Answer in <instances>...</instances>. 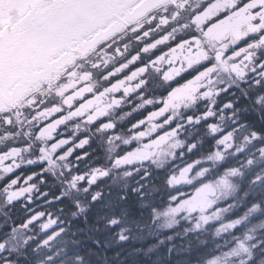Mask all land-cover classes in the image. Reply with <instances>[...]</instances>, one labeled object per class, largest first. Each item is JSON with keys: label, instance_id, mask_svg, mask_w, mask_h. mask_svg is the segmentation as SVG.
Masks as SVG:
<instances>
[{"label": "snow or ice", "instance_id": "6c2138e0", "mask_svg": "<svg viewBox=\"0 0 264 264\" xmlns=\"http://www.w3.org/2000/svg\"><path fill=\"white\" fill-rule=\"evenodd\" d=\"M187 2L188 0L179 3L178 0H24L22 5L24 11L17 25V30L22 31L28 38L40 34L42 38L55 42V46L50 49L47 57V64L53 65L54 70L48 72L31 90H26L25 94L10 106H0V127H18L23 120H27L28 124H32L39 116L44 115L45 112L51 109V114L35 125L41 133L44 131L41 125L50 126L53 121L60 125H66L69 120L84 118L85 116L86 119H81V123L89 125L98 123V131L114 130L116 125L109 118V112L113 108L118 109L124 106V100L127 97L137 94L136 98L144 101L143 104L139 105V108L153 104V101L145 98L141 91L147 87V74L149 71H155L161 75L168 84L179 83L180 80H184V87L175 91L170 89L169 93H166L167 100H156L155 103L161 107L150 111L145 118L132 126L134 128H141L146 121L151 120L153 117H166L164 123L170 124L174 120V115L169 114L170 109L173 110L175 115H179L181 109H188L197 104L198 99L210 102L204 106V111L198 116H187L189 123L194 120L199 125L201 117L207 122L215 116V112L212 110V106L215 105L214 95L219 96L221 91L229 92L233 88L235 80H238L241 84H250L253 89L264 87V0H225L227 5L225 14H227L228 9L236 10L239 13L237 18L229 22L225 32V34H231L230 46L226 43L224 45L225 51L213 55L209 46L205 44L200 52L195 53L193 58L189 59L185 56L181 64V61L177 58L176 49L180 45L196 41L201 31L208 39L219 40L221 38L219 36L213 38L211 33L208 32L211 24L209 25V21L206 22L204 18V11L208 4L202 5L199 10L192 9L187 20L181 19V14L185 10ZM208 2L212 3L213 0H208ZM180 29L187 32V36L180 33ZM0 32L5 34L2 47L6 52L9 44L15 40V32L10 31L3 24H0ZM174 33L179 35H174ZM125 34H130L135 40V50L127 43H120ZM114 45L115 54L122 58V63L110 67L109 61H105L103 68L99 63L91 65L93 69H99L102 81L107 82L103 88H97L88 83L93 80L94 72L84 71L78 75L75 69L77 65L83 67L81 61L86 60L92 53H108V50L113 49ZM121 47L124 49L123 51H121ZM222 57L226 58L222 59ZM173 61L181 64V66L172 67ZM162 64L168 67H161ZM217 65H219V68H217ZM105 69L108 70L105 71ZM42 70L46 71L47 65ZM221 73L227 76L229 80H233V83L222 89L209 87V85H214L217 82V78ZM121 74L123 75L121 76ZM134 81L135 83H133ZM203 81H206V83ZM219 83L223 85L224 80L220 79ZM41 90L51 92L58 99L49 102L48 100L37 99L35 96L30 98L31 92L34 91H40L41 96H43ZM106 96L112 102L97 107L93 112V104L100 97ZM242 98L248 99L247 92L244 93ZM237 103H239V100H237ZM255 103L257 105L264 103V93L256 96ZM41 105L43 106L42 110L39 108ZM223 107L233 109V115L230 119H232L234 128L227 133L224 139L218 140V144L222 145L225 144L226 140L233 138V131L238 132L241 128H248V122L239 117L240 110L235 109L232 103H228ZM25 108L28 109V112H25ZM65 109L68 110L66 117L64 115ZM221 111H223V108ZM244 111L247 112V109L245 108ZM28 113H31V115H28ZM259 118L264 121V116ZM220 120H224L223 115L220 116ZM77 126L79 127V125ZM157 127V125H153L151 132H155ZM159 127L162 128L163 124ZM179 127L180 125L177 124L176 128ZM207 127L212 134L222 131L216 124L209 123ZM52 131L55 132L56 129L53 128ZM151 132L145 133L142 131L140 136L147 137L151 135ZM173 134L175 135V133ZM25 135H30V132L25 133ZM45 138L52 140V133L49 132L46 137L36 136L38 140ZM115 139L119 140L120 137L116 135ZM132 139L136 140L139 137L134 136ZM262 139H264V135L255 128L249 129V134L244 137L245 142L249 145ZM70 142V140H63L61 144L66 145ZM109 142H112V137L109 138ZM87 143L88 138H84L76 147H83ZM123 143L129 145L131 141L126 139ZM182 146L183 142L180 140L170 145L172 148ZM231 147V144L226 145V149ZM57 148L58 146L53 144L52 153H45L49 165L56 162L52 158V154L57 152ZM25 150L27 151V148ZM257 150L261 158H264V147H258ZM7 151H11V149L0 147V156H3ZM39 151L44 152L45 150L40 148ZM72 151L73 149H68L63 156L58 158L61 160L66 159ZM189 151H191V148H189ZM237 151L242 152L243 149ZM160 155L174 156V153L165 150ZM131 156L132 153L129 152L124 158H118L116 164L133 163ZM223 158L219 151L214 156L209 157L210 160H222ZM136 159L148 161L150 157H136ZM158 159L159 157L151 160V162L155 164ZM29 162L31 163V161ZM5 163H11V161ZM196 163L200 162L197 161ZM253 163L252 159L247 160L248 165ZM16 167H19V164ZM64 167L71 171L67 164ZM188 167L191 168L192 165ZM0 170L5 175L11 171L7 167ZM186 171L181 172L179 179L171 177L169 183H181ZM94 173L100 176L107 175L106 171H101L98 168L94 169ZM237 174H239L238 169H232L227 173V175L233 176ZM198 175L203 177L204 173L200 172ZM0 179H3V177H0ZM77 179L83 181L84 176H73L70 185L72 188L76 187L75 182ZM261 179H264V177L257 176L253 183ZM95 181L96 175H93L88 183L92 184ZM10 183L15 185L17 180L12 179ZM186 183L192 184V181L187 180ZM218 184L225 189L231 187L223 179ZM205 188L212 191L210 185H205ZM87 190L85 188V191ZM197 195L199 196V193ZM97 196H99V193H97ZM93 199L95 200L96 197H93ZM173 199L175 200L176 197H173ZM185 203L187 202H180L164 213L165 216H171V219L167 221L168 227L176 223L175 217L185 210ZM214 203V200L209 201L205 196L203 199L194 200L189 204L187 211L191 214L199 208L203 212L205 208L212 207ZM257 210L258 205H253L248 210L245 219ZM214 218L218 219L219 215L213 213V216H201V220L205 224ZM110 223L115 226L118 220L112 219ZM240 223L241 221L238 219L217 229V235L223 232L225 227L233 228ZM196 227L199 228L201 225L197 224ZM120 238L123 240L126 237L121 234ZM248 239H251V237H248ZM4 247L5 241L0 240V251H3ZM253 247L258 246L254 245ZM243 254H247L246 259L241 258ZM0 259H3V257H0ZM254 261L255 257L252 252L245 247L243 242H239L237 246L230 248L228 251L210 258L208 264H229V262L231 264H253Z\"/></svg>", "mask_w": 264, "mask_h": 264}, {"label": "rangeland", "instance_id": "374dc122", "mask_svg": "<svg viewBox=\"0 0 264 264\" xmlns=\"http://www.w3.org/2000/svg\"><path fill=\"white\" fill-rule=\"evenodd\" d=\"M180 33L187 34L183 29L179 30ZM178 34V33H174ZM2 41H0V106H4L5 101L14 103L17 101L22 95L25 94L26 90L32 89L33 86L38 82L41 81L48 72H51L54 70L53 65L47 64V57L49 54V51L51 48L55 46V42L50 39H44L40 36V34H36L31 36L30 38L26 37L25 34L22 31H18L15 33V40L11 42L7 48V51L5 52L4 48L2 47ZM15 50V51H14ZM15 59V60H14ZM86 61V60H83ZM47 65V70L43 71L42 68H44ZM114 66V65H112ZM111 66V67H112ZM85 67V66H84ZM103 68V66H101ZM85 71H89L87 68H85ZM94 72V78L97 80V82L100 84V88H103L104 85L107 82L102 81L101 79V73L99 69L92 70ZM155 72H152L151 75L147 74L148 79V85L146 89L151 87L152 89L157 86L159 83V78H157ZM162 82V79H160ZM91 84H93L92 80L90 81ZM45 91V90H41ZM47 91V90H46ZM158 91V90H157ZM244 95L245 92L248 94V99H243V95L238 96L237 100H239V103L235 99H233L234 104L237 106L239 104V113L244 112L243 114H248V112H245L244 109L246 108H253L252 104L254 106H259L261 108L264 107V103L257 105L255 103V98L257 95L264 93V87L255 88L253 89L251 85L249 84L241 91ZM37 91L31 92V95H37ZM50 94V93H49ZM49 94L44 97L48 98L50 97V100L53 99L51 94ZM55 97V96H54ZM198 101V100H197ZM213 107V106H212ZM203 109V105L199 106L198 102L195 105H192L188 109H184L182 114H184V117L179 113V115L174 114V120L171 123V129L167 131V140L163 141L158 145V147L155 149L154 153L152 154L153 159H159L157 160L156 166H159L157 169H165L173 170L176 175L181 173V169L185 165V162H189L187 166L192 165L191 168L187 169L186 172L193 171L197 178L195 181L198 188L197 190L200 192V197L197 199H194L189 196L188 192L192 191V189H189L187 193H184V195H187L186 197H183L185 200H180V202H187L185 203V210H187V207L189 204H191L194 200H201L205 196L207 197V200L212 201L214 200L215 203L210 208H205L203 212L197 208L195 212H199V214H204L205 216H213V213H217L219 215L218 219H212L210 220L205 226H201L197 228V230H206L208 231L211 227H218L217 229L224 227L228 225L229 223H232V221L240 220L241 223L239 225H236V232L234 230H231L232 228H226L225 232L229 234V237L231 236V240L228 241L227 245H236V239L234 236L237 232L240 230L244 231L248 237H251L249 239V245H251L250 251L252 252L253 256L255 257V261L253 264H264V179H261L257 181L256 183H253V180L256 179L257 176L264 177V158H261L259 151L257 150L258 147H260V141L254 142L252 145H249L245 142L244 137L249 134V129L254 128L256 126V129L264 135V133L261 130V126L253 121L248 120V124L250 127L243 128V130H240L237 134L233 135L232 142L223 144V149L219 148V152L223 155L222 160H215L213 159L210 161L208 154L205 155V150H214L216 151L218 149V143L216 142L215 145L213 144L216 141V136L218 134H212L210 129H208L207 124H216L219 127L221 126L222 121L220 120V116L216 118V112L215 116L210 118L207 122L203 120L201 117V123L197 125L195 121L193 120L191 123L187 121V116L192 115L193 117L198 116ZM225 112H230L233 115V111L225 110ZM227 113L226 116H230L231 114ZM120 116V111L111 110V118H114L113 115ZM173 115V114H172ZM166 119V117L164 118ZM164 119H160L159 121H162L160 123L163 124V126H167L168 124L164 123ZM228 121L227 119H224ZM113 121V120H112ZM253 121V122H252ZM228 122H226L227 124ZM232 122L229 121V124ZM68 134L73 135L78 143L84 139L88 138V143L85 144L83 147H77L79 149H82L87 146L93 145L94 151H93V164L89 163L87 166V163H80L79 164V175L84 176V180L81 181L79 179L76 180V187L72 188L71 182H72V174L71 171H68V174L66 175V178L62 177L61 175L59 177L56 173L57 170L55 168L46 169L47 173L45 180H41V178L44 176L43 172H35L33 175H30L28 170L27 174L22 178V184L21 185H15L13 189L7 190L6 187H1L0 192L4 195L14 192L19 193L20 189L23 187L26 189L25 193L29 194H36L39 193L44 196H49L48 201L46 203V212L48 213V217L50 219L47 221V223L44 225V229L46 230V240L49 243H51V237L55 235L56 232H50L54 230L57 226L61 223V228L64 224L62 220L61 213L66 211L67 214H69V211L71 210L74 213V216L77 214V209H79L81 215L89 213V202L91 204H95V202L100 201L104 197V193L107 192V189L109 187V190H111V187L114 191V189L122 187L124 184H128L129 187H134L135 185L140 186L143 184H155L157 183V179L155 180H148L149 175H152L154 173L149 174V168L151 166L147 165L143 168H136V164L134 161V158L136 155L133 153L130 157L133 159V163L128 164H122L118 165L116 164V161L118 158H121L125 155L126 150H123L122 154L118 153L116 150L119 147H122V138L119 140L115 139V136L118 135L119 137H123L125 135L124 132H120L118 129L115 128L114 130H106V131H98L99 124L96 125H89L84 124L79 121L78 128H71V121H68ZM179 124V128L174 127ZM233 124V123H232ZM253 124V126H252ZM163 128V127H162ZM6 128L0 127V132H3L2 136L0 137V147H4L3 145L6 144V141H12L13 144H9V146L15 145L16 147H22L26 145V140H18L17 138L12 139V136H8L7 133H4V130ZM164 129V128H163ZM128 130V128L126 129ZM8 132V131H7ZM151 132V131H150ZM175 133V135L173 134ZM218 133V132H217ZM153 132H151V135ZM20 135L21 139H24L23 134L20 132L18 133ZM112 137V142H109V138ZM134 137V136H131ZM144 138H152L151 136L143 137ZM129 140V138H127ZM177 140H180L183 142L182 147L172 148L170 145L174 144ZM124 141V140H123ZM77 143V144H78ZM76 144V145H77ZM231 144V148L226 149V145ZM76 145L74 146L76 148ZM194 145V147H193ZM199 146L201 148V152L203 156L200 158V160H195L193 158L192 152L196 151ZM189 148H191V151H189ZM243 149L242 152L237 151L238 149ZM167 151L169 153H174L173 155H165L161 156V152ZM81 151V150H80ZM106 151H110V155L106 156ZM213 151V152H214ZM116 153L117 156H113V153ZM109 153V152H108ZM128 154V153H126ZM189 154L190 158L192 157L193 160L189 159L186 161L184 157ZM121 155V156H120ZM177 155L178 162H172ZM214 155V153H213ZM184 159V160H181ZM252 159L254 163L252 165L247 164V160ZM181 160V161H180ZM199 161L200 163H196ZM209 161V162H208ZM68 168L71 169V165L67 164ZM155 166V164H153ZM20 167H28V163L25 159L20 160ZM100 169L101 171H106V176H100L96 173H94V169ZM181 168V169H179ZM210 169V170H209ZM232 169H238L237 175H227L228 172H230ZM209 172H207V171ZM44 171V170H43ZM177 171V172H176ZM203 172V177L199 176L198 173ZM127 173V174H126ZM93 175H96V181L95 183L89 184L88 181L92 178ZM168 176V175H167ZM166 176V177H167ZM252 176V178H251ZM0 177H5L4 173H0ZM171 177L173 175L171 174ZM170 177V178H171ZM201 177V179L198 180V178ZM168 178V179H170ZM226 180L230 185V189H225L221 187L218 182L220 180ZM165 180V181H164ZM164 183L167 181V178H164ZM182 182V181H181ZM205 185H210L212 191H209V189L205 188ZM6 186V185H4ZM99 188H96V187ZM49 188L50 193H43L44 189ZM85 188L88 190L85 191ZM103 188V190H102ZM141 188V187H140ZM203 189V191H201ZM17 191V192H16ZM45 191V190H44ZM103 192V193H102ZM97 193H99V196H97ZM22 196V195H21ZM24 196V194H23ZM192 196V195H191ZM93 197H96L94 200ZM111 199L112 195L110 196V201L107 203H110L105 209V212H100L101 215L106 219V224L103 227V230L105 232H116L117 235V241L119 243H116V245H113V247H123L124 250L127 249L126 245H131L129 247H132V249L136 248H143V250L140 249L136 253L138 255H142V261H139L138 263L143 264L145 261H151V264H159V249L160 244L158 240L152 236H149V238H143L141 240L135 239L134 241L129 242L127 240L128 233L127 232H134V233H146L148 230V234H152L155 232V226L156 225H149V228L144 227H123L121 226L122 223L124 225V217L118 218L119 212L117 210L114 211L116 217H113V219L118 220V223L113 226L110 223H107L108 220H110V214L111 210L109 209L111 205ZM151 202L148 207L149 209V215L150 217L152 215H155V217L158 214V208L157 205L162 204H153L155 202L161 201V200H169L171 201V198L169 195H166L165 192L162 194L161 192L157 191L156 188L152 186V194L149 197ZM6 200L3 199L0 195V202H5ZM66 202L65 210L64 208L60 207L62 202ZM26 206L32 204V199L27 198L25 199ZM258 205V210L253 213L251 216H248L247 219H245L248 210L253 206ZM24 206L23 208H25ZM78 206V208H77ZM96 206V205H93ZM83 209V211H81ZM185 210L182 211L185 213ZM180 212V213H182ZM188 212V211H187ZM195 212L189 214L186 213L184 216H186L188 219H186L184 222L189 223L191 221V215ZM60 213V214H59ZM127 216V214L125 213ZM189 215V216H188ZM163 224L167 225V221L171 219V216H165L163 215ZM225 220L227 222H225ZM121 222V224H120ZM126 224V222H125ZM31 225V222H27L22 225V227L18 228L17 231L21 233L16 234V241L19 240L20 242H28L30 238V234L27 231V227ZM94 226L90 227L89 229H93ZM165 228H170L168 226H161ZM134 228V229H133ZM217 229L215 231H217ZM75 227L72 229V234L74 238V241L69 240L68 235L64 237L66 240L63 242L61 241L60 244L56 243V245H60V247H54L52 246L47 247L41 254L39 255L40 258L37 259L36 264H86V263H79L80 261L75 260L74 257H65V252L75 249V246L71 245H77L75 239H76V232L74 231ZM187 230H189L187 226ZM59 231V230H58ZM57 231V232H58ZM61 233L66 232L67 230L65 228L61 229ZM103 231V232H104ZM205 231V232H206ZM240 231V232H241ZM177 232H180L178 230ZM189 237L194 232L188 231ZM207 233H213L217 234L213 231L207 232ZM123 234L126 238L121 239L120 236ZM175 233H172V235ZM171 235V236H172ZM188 237V238H189ZM200 237V235H198ZM188 238L185 239L183 235L181 236L178 234V240L181 242H187ZM196 240L197 238H193ZM208 239V237H207ZM51 241V242H50ZM126 244V245H125ZM254 245H257L258 247H253ZM37 245H31L30 249H33ZM28 245H5L3 251H0V254L9 253L12 254L15 258L14 264H24L22 262V259L24 258L22 256L23 253H27L30 249H26ZM234 247V246H233ZM145 248V249H144ZM46 250H50L49 256L46 255L49 252ZM111 250V249H110ZM205 250H211L209 247H206ZM46 253V254H45ZM110 253V251H109ZM142 253V254H141ZM6 255V254H5ZM247 256L245 254L242 255V259ZM6 256H4L5 258ZM141 257V256H140ZM256 258H259L256 261ZM89 263V262H88ZM87 263V264H88ZM208 264V261L205 263Z\"/></svg>", "mask_w": 264, "mask_h": 264}, {"label": "flooded vegetation", "instance_id": "af4514ba", "mask_svg": "<svg viewBox=\"0 0 264 264\" xmlns=\"http://www.w3.org/2000/svg\"><path fill=\"white\" fill-rule=\"evenodd\" d=\"M179 2H183V0H178ZM208 4V7L204 11V18L205 21H209L210 27L208 28V32L211 33L212 37H221L219 40L216 39H208L206 38V35L201 31L198 39L196 41L190 42V44H184L178 46L176 49L177 53V58L181 61V64L184 61V57L187 56L189 59L193 58L195 53L200 52L201 48L207 44L212 52L213 55H218L219 53L225 51L224 45L226 43L229 44L230 46V40L232 39L231 34L226 32V29L229 25V22L233 20L234 18H237L239 13L236 10L233 9H228L227 14H225V8L227 7L225 0H213L212 3H209L208 0H188L187 4L185 5V10L181 14V19L182 20H187L188 16L190 15V12L192 9H197L199 10L202 5ZM178 10V9H177ZM188 34V33H187ZM187 34H184L187 36ZM174 35H179V34H174ZM121 44L127 43L129 46L135 50L136 48V42L132 38L130 34H125L124 39L120 41ZM115 45L113 46V49H109L108 53L100 52V53H92L89 55L86 59V61H81L80 63L83 65V67H80L77 65V68L75 69L79 74H82L85 71V68H87L89 71L94 70L91 65L93 63H99L100 66L104 67V62L109 61V66L111 67L112 65H118L122 63V58L118 55L115 54L114 51ZM194 49V51H193ZM124 49L121 47V51ZM170 58V57H169ZM226 58V57H222ZM232 63V61H230ZM181 64H177L175 61L172 63V67H180ZM85 66V67H84ZM161 67L167 68V65H160ZM217 68H219V65H217ZM108 69H105L107 71ZM152 72L155 71H149L148 74L151 75ZM156 73V72H155ZM123 74H121L122 76ZM157 78H159V83L155 88L149 87L148 89L143 88L141 91L145 98L151 99L153 101V104L151 106L145 105L143 108H139V105L143 104L144 101L141 99H137L136 95L133 94L127 97L124 100V106L120 108H113V110L120 111V116L118 117L117 115H113L114 118H111V111L109 112V118L113 120L112 122L115 123V128L118 129L116 132L119 130L120 132H124L125 130V135L123 140H126L129 138L131 141V144L129 145H124L123 140H122V147H119L116 151L120 154H122L123 150H126V153H134L136 157H150L148 161H145L143 159H136L134 158L136 168H143L144 166H151L152 169L156 168V163L155 166H153V163L151 160H153L152 154L154 153L155 149L158 147L160 143L163 141H166L167 138V131L171 129V123L168 124L167 126H163V128L159 127L160 123L162 121H159L160 119H164L165 117L162 118H156L153 117L151 120L146 121L141 128H134L132 127L134 124H136L138 121H140L142 118H145L150 111L154 109H159L161 106L155 103L156 100L158 99H164L167 100L168 96L166 93H169V90L171 89L172 91H175L176 89H181L184 87V80H180L179 83L173 82L172 84L166 83L165 79L161 77L158 73L155 75ZM149 79V76L147 77ZM162 79V82L160 81ZM223 79L224 84L221 85L219 83V80ZM93 85L97 88H100V84L93 78L92 80ZM206 83V81H203ZM88 83H91L90 81ZM135 83V81L133 82ZM233 80H229L227 76L223 75L222 73L220 76L217 78V82L214 85H209V87H214L216 89H222L223 87L227 86L228 84H232ZM148 85V84H147ZM249 84H241L238 80L234 81V86L229 92H224L221 91L219 96L214 95L215 99V105L212 107V110L216 112V118L219 116H224V119L228 118L227 120H223L220 126L222 131H219L218 134L221 139H224V137L227 135L229 131H232L234 128V125L231 123L229 124V121L232 122V114L230 112H225V110H230L233 111V109H228L224 108L223 106L232 103L234 105L235 109H240L239 104L236 106L233 102V99L237 101V98L239 95H241L242 89H244L246 86ZM83 86V85H82ZM31 90V88L29 89ZM158 90V91H157ZM51 94L52 98L50 100V97L45 98L48 94ZM234 93V94H233ZM40 94V93H39ZM49 94V96H50ZM243 95V93H242ZM53 95L51 92L44 91L43 96L38 97L37 99H43V100H48L49 102L55 101L58 98ZM94 96V94H93ZM111 99L109 97H100L98 101H96L93 104L92 111L94 112L97 107H102L105 104L111 103ZM198 104L199 106L203 105L202 111H204V106L206 104H209L210 102L208 101H200L198 99ZM12 103L5 102V107L10 106ZM253 108H248L247 112L248 114H243L239 113V117L242 120H253L255 122L262 123L263 125V133H264V121H262L259 117L264 116V107L261 108L259 106H254L252 104ZM39 108L42 110L43 106H39ZM223 108V111L221 109ZM135 109V110H134ZM112 110V111H113ZM184 109L180 110V114L182 117H184V114H182L181 111ZM28 112V109H27ZM128 113H131L130 115ZM227 113H230V116H226ZM51 114V109H49L48 112H45L44 115L39 116L37 120H34L32 124H28L27 120H23V122L18 126V127H13V128H6L4 130V133H7L8 136H12L11 138H17L18 140H26L27 144L22 146V147H16L15 145L9 146V144H13V140L6 141V146L5 144L3 145L4 149H11V151H7L3 156H0V169H3L4 167H7L11 169L9 174L5 175L3 179H0V185L2 187H6V189L9 191L13 189L15 185H21L22 184V178L23 175L25 176L30 170L29 174L33 175L35 172H43V177L41 180H45L47 171L46 169H51L52 167L57 170V174L59 177L60 175L64 178H66V175L68 174V169L64 167L65 164H70L71 165V174L72 176H78L79 175V164L80 163H87V166L89 163L93 164V151L94 147L93 145L84 147L82 149L75 148L74 146L78 143L76 138L73 135L68 134V122L66 125H60L57 122L53 121L51 122L50 126H44L41 125L42 128H44V131L41 133L39 129L35 127L36 123H38L40 120L46 119L48 115ZM169 114H173V110H169ZM28 115H31V113H28ZM65 117L68 115V110L65 109L64 113ZM81 119H86V116L84 118H76L72 119L71 121V129L73 128H78V123L81 121ZM252 121V122H253ZM226 122H228L226 124ZM98 124V123H97ZM153 125H157L158 127L156 128V131L153 132L151 136L152 138H144L143 136H140V133L143 131L145 133H149L151 131V128ZM253 126V124H252ZM248 127L250 125L248 124ZM55 128L56 131L53 132L52 129ZM128 128V130H126ZM176 126L174 127V129ZM256 129V126L254 127ZM240 130H243L241 128ZM239 130V131H240ZM257 130V129H256ZM8 131V132H7ZM238 131V132H239ZM258 131V130H257ZM22 133L24 139H21L20 135L17 133ZM30 132V135L26 136L25 133ZM51 132L53 139L48 140V139H36L37 135H41L43 137H46L47 134ZM237 131H233V135L238 133ZM259 132V131H258ZM3 132H0V137L2 136ZM131 136L139 137V139L133 140ZM148 137V136H147ZM220 139V140H221ZM63 140H70L71 142L64 145L61 144V141ZM232 142L231 140H226V143ZM53 144H56L58 146L57 152L55 154H52V158L55 159V164L49 165L47 162V158L45 157V153H52V146ZM264 143L261 142L259 146L263 145ZM218 146H221V149H223L222 144H218ZM264 147V146H263ZM27 148V151L25 150ZM44 148V152H40L39 149ZM68 149H73L71 152V155L67 157L66 159H59V156H63ZM81 150V151H80ZM109 152V153H108ZM106 153V156L108 157L110 155V151L104 152ZM113 156H117V154L114 152ZM125 153V155H126ZM124 155V156H125ZM121 156V155H120ZM124 156L122 158H124ZM84 157V158H80ZM43 158V159H42ZM25 159L28 163V167H20V160ZM6 161H11V163H5ZM31 161V163L29 162ZM19 164V167H16V165ZM150 169V168H149ZM44 170V171H43ZM0 173H4L2 170H0ZM252 178V176H251ZM12 179H16L17 183L15 185H11L10 181ZM6 185V186H4ZM1 188V187H0ZM45 190V191H44ZM43 193L47 192L49 194L50 190L49 188L44 189ZM26 189L21 188L19 193H14L13 191L4 195L3 193L0 192V195L3 199H5V202H0V240L5 241V245H28L26 249H30L31 245H37L34 247L32 250L33 252V257L30 258L29 260L25 257L26 252L22 254V256L27 260L28 264H36L37 259L40 258L39 255L41 252L44 250L46 245H48V241L46 240V230L44 229V225L47 223V221L50 219L48 217V213L46 212V203L48 201L49 196H44L42 197L41 194L36 193V194H29L25 193ZM17 192V191H16ZM24 194V196H23ZM22 195V196H21ZM31 198L32 199V204L26 206L27 203H25V199ZM26 206L25 208H23ZM61 207V206H60ZM78 208V206H77ZM60 214V213H59ZM62 214V213H61ZM31 222V225L27 227L28 233L31 235L29 238L28 242H20L19 240L16 241V234L21 233L17 231L18 228L22 227L23 224ZM61 229H63V226L61 228V223L59 226H57L54 230L50 232H56L53 237H51V243L49 245H56V243L60 244L62 239H61ZM59 230V231H58ZM58 231V232H57ZM30 251V250H29ZM30 253V252H29ZM28 253V254H29ZM6 254V255H5ZM4 256H6L4 258ZM0 257H3V259H0V264H14L15 263V258L12 254L5 253L0 254Z\"/></svg>", "mask_w": 264, "mask_h": 264}, {"label": "trees", "instance_id": "16d2710c", "mask_svg": "<svg viewBox=\"0 0 264 264\" xmlns=\"http://www.w3.org/2000/svg\"><path fill=\"white\" fill-rule=\"evenodd\" d=\"M261 126V130L263 131V125L262 123L257 122ZM221 137L217 136L216 141L213 143H218V140H220ZM262 142L264 143V139H262ZM218 146V145H217ZM261 145L260 147H263ZM197 150L192 152L193 158L195 160H200V158L203 156L201 152V148L197 146ZM221 146H218V149L216 151L214 150H205V155L208 154V156H214ZM214 151V152H213ZM221 153V152H220ZM193 158H190V155L187 154L184 159L188 161L189 159L193 160ZM181 159V160H184ZM180 160V161H181ZM211 159L210 161H212ZM178 162L177 155L176 158L172 162ZM175 162V163H176ZM209 162V161H208ZM189 162H185V165L181 169V172L183 170L189 169V167L184 168L187 166ZM159 167V166H158ZM157 167V168H158ZM150 169V173H154L153 176L149 175L148 180H155L157 179V183L155 184H143L140 186H134L129 187V185L126 183L122 187L118 189H112L109 190V187L107 189V192L104 193V197L102 200L95 202V204H91L89 202V213H85L81 215L79 209H77V214L74 216V213L70 210L69 214L66 213V211L62 212V220L64 222L63 228L67 230L66 232H63V239L64 242L66 239V235H68L69 240L74 241L72 229L75 227L74 231L76 232V243L77 245H71L75 246V249H71L67 252H65V257H74L75 260L80 261L79 263H88V264H140L139 261L143 262L142 255H138L136 252L140 249L143 250V248H136L132 249V247H129L131 245H126L125 247L127 249L124 250L123 247H113V245H116V243H119L117 241V235L116 232H105L103 230L104 225L106 224V219L101 215L100 212L104 211L105 208L110 204L107 203L110 201V195H112L111 199V205L109 209L111 210L110 214V220L107 221V223H110V221L113 219V217H116L114 211L117 210L119 212L118 218L124 217V225L122 223L121 226L123 227H144L149 228V225H156L155 226V232L152 234H148V230L146 233H134V232H127L128 238L127 240L129 242L134 241L135 239L141 240L143 238H149V236H152L156 238L160 244L159 253L160 256L158 258L159 264H205L210 258L220 255L224 251H228L230 248L235 245H227L228 241L231 240V236L229 237V234H227L224 230L219 235L213 234V233H207L210 231H215L218 227L214 226L211 227L208 231L206 230H197L196 225L200 224L201 226H205L203 220H201V216H205L204 214H199V212H195L191 215V221L189 223L184 222L186 219H188L186 216H184L187 212L185 210V213H179L176 215V223H174L170 228H165L161 226H167L163 224V215L164 213L168 212V210L172 207H175L180 200H185L183 197H186L187 195H182L184 193H187L189 189H192V191L188 192V194H191L192 198L197 199L200 197V192L197 190L198 186L195 181H192V184L186 183L187 180H196L197 176L193 171L185 172V177L182 182L179 184H170L169 179L171 177V174L173 177L180 178L181 173L178 175L175 174L173 170L165 169ZM210 170V169H209ZM177 172V171H176ZM209 172V171H207ZM168 175V176H167ZM167 176V177H166ZM164 178H167V181L164 183ZM201 179V177L198 178V180ZM164 180V181H162ZM152 186L156 188L157 191L161 192L162 194L165 192L166 195H169L171 198V201L169 200H161L158 202H155L153 204H162L157 205L158 208V214L155 217V215H152L150 217L149 215V209L147 206L150 205L151 202L149 197L152 194ZM141 187V188H140ZM96 188H99L98 186ZM103 190V188H102ZM103 193V192H102ZM199 193V196L197 195ZM126 197V198H125ZM173 197H176L174 200ZM182 198V199H181ZM96 205V206H93ZM61 207H66V202L63 201L61 204ZM127 214V216L125 215ZM189 216V215H188ZM126 222V224H125ZM225 222H227L225 220ZM233 222V221H232ZM111 224V223H110ZM121 224V222H120ZM93 227V229H89L90 227ZM187 226L189 230H187ZM236 226H234L231 230H234ZM134 229V228H133ZM180 230V232H177ZM236 230V229H235ZM234 230V232H236ZM104 231V232H103ZM194 232L189 237V232ZM206 231V232H205ZM241 231V230H240ZM237 232L234 238H237L236 245L239 242H243L245 247H247L249 250L251 248V245H249V239L248 235L242 230L241 232ZM172 233H175L172 235ZM178 234L185 239L188 237V241L182 242L183 245H181V242L178 240ZM172 235V236H171ZM200 235V237H198ZM124 236V235H123ZM125 237V236H124ZM208 237V239H207ZM193 238H197L194 240ZM52 246L54 247H60V245H48L47 247ZM206 247H209L211 250H205ZM54 248V249H56ZM111 249V250H110ZM145 249V248H144ZM44 251V250H43ZM42 251V252H43ZM50 251V250H46ZM110 251V253H109ZM30 252V253H29ZM33 251L30 250L26 253V258L29 260L33 257ZM29 253V254H28ZM50 252L46 255L49 256ZM142 254V253H141ZM247 255V254H245ZM141 256V257H140ZM247 256H245L243 259H246ZM259 258H256V261ZM22 262L24 264H28L27 260L25 258L22 259ZM143 264H151V261H145ZM231 264V262H229Z\"/></svg>", "mask_w": 264, "mask_h": 264}, {"label": "water", "instance_id": "95a60500", "mask_svg": "<svg viewBox=\"0 0 264 264\" xmlns=\"http://www.w3.org/2000/svg\"><path fill=\"white\" fill-rule=\"evenodd\" d=\"M24 0H0V24L12 32H18L17 25L23 14ZM5 39V34L0 32V41Z\"/></svg>", "mask_w": 264, "mask_h": 264}, {"label": "bare ground", "instance_id": "6f19581e", "mask_svg": "<svg viewBox=\"0 0 264 264\" xmlns=\"http://www.w3.org/2000/svg\"><path fill=\"white\" fill-rule=\"evenodd\" d=\"M15 51V50H14ZM15 60V59H14Z\"/></svg>", "mask_w": 264, "mask_h": 264}]
</instances>
